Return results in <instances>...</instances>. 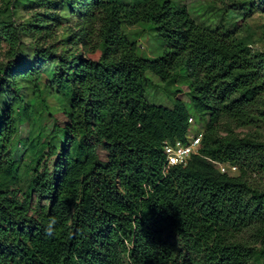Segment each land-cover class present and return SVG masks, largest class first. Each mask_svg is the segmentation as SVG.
<instances>
[{
  "label": "trees",
  "instance_id": "obj_1",
  "mask_svg": "<svg viewBox=\"0 0 264 264\" xmlns=\"http://www.w3.org/2000/svg\"><path fill=\"white\" fill-rule=\"evenodd\" d=\"M197 1L224 3L2 0L0 264H264V182L251 179L264 174V141L233 132L264 122V51L242 35L259 8L240 0L241 19L214 24L220 10L189 14ZM135 24L158 38L156 58L128 39ZM147 73L185 83L187 100L150 103ZM44 94L62 107L40 126ZM190 117L203 128L198 153L167 167L163 144L185 140ZM23 122L34 163L21 171Z\"/></svg>",
  "mask_w": 264,
  "mask_h": 264
},
{
  "label": "rangeland",
  "instance_id": "obj_2",
  "mask_svg": "<svg viewBox=\"0 0 264 264\" xmlns=\"http://www.w3.org/2000/svg\"><path fill=\"white\" fill-rule=\"evenodd\" d=\"M30 0H17L19 5H23ZM224 3H216V4H208L202 1L193 2L188 5L189 14L196 20H203L206 17V14L209 10L213 11H221L217 14L213 23L216 24L219 18L226 14L227 18L239 20L242 17L240 16V11L238 10V5L240 0H223ZM255 2V7H258V10L254 11L252 17L245 20L246 29L242 33L243 37H246L250 41V46L254 51H264V8L262 4V0H253ZM4 3L0 0L1 8H4ZM20 16H25L26 11L20 10ZM125 33L129 40L136 41L138 43V54L142 58H156L160 54L159 40L155 34L148 27L135 24L133 26H129L125 28ZM6 44L3 41H0V64L5 63L8 59L6 58ZM49 72V76L51 75L52 65H47L44 68ZM174 89H178V91L174 92ZM187 86L185 83H178L173 87H168L164 83H162L155 75L152 73L146 74V97L150 103L161 104L170 106L172 103V98L177 97L184 101L187 100ZM4 97L5 94H0V106L4 105ZM26 101L30 102L31 97L29 95L24 96ZM44 101L40 107H37L35 110L36 118L40 120L39 125L43 126L48 121L49 113H56L61 109V102L54 95L44 94ZM227 129L226 126H223ZM203 128L201 124H198L194 121L189 128V134L195 133L197 131H201ZM235 134L239 136L245 135H254L258 139L264 141V122H260L255 127H244V128H236L233 130ZM29 136V125L27 122H23L19 125L18 132L13 139L12 149L14 151V159L15 162L19 164L20 170L22 171L27 166L33 167L34 160L32 161V154L27 152L25 141ZM39 158V157H38ZM37 158V159H38ZM55 155H49L48 151H45L40 157L41 164L50 168L55 160ZM36 159V160H37ZM42 168H40L41 170ZM34 173L30 172L28 176L24 178V180L20 181V184L23 186L24 183L31 177ZM231 174H237V171ZM251 179H255L256 182H264V174L252 175ZM41 202H45L43 198L40 200Z\"/></svg>",
  "mask_w": 264,
  "mask_h": 264
},
{
  "label": "built area",
  "instance_id": "obj_3",
  "mask_svg": "<svg viewBox=\"0 0 264 264\" xmlns=\"http://www.w3.org/2000/svg\"><path fill=\"white\" fill-rule=\"evenodd\" d=\"M190 124L193 123L192 117L188 118ZM202 131H197L186 135L185 140H175L173 142H164L163 151L165 155V165H185L191 155L197 154L200 146ZM220 171L229 174L237 171L236 166L220 165Z\"/></svg>",
  "mask_w": 264,
  "mask_h": 264
},
{
  "label": "clouds",
  "instance_id": "obj_4",
  "mask_svg": "<svg viewBox=\"0 0 264 264\" xmlns=\"http://www.w3.org/2000/svg\"><path fill=\"white\" fill-rule=\"evenodd\" d=\"M57 220L55 217H50L44 225V235L46 237H54L56 233Z\"/></svg>",
  "mask_w": 264,
  "mask_h": 264
}]
</instances>
